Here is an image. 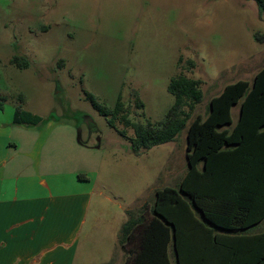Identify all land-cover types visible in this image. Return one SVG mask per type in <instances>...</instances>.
<instances>
[{"label": "rangeland", "instance_id": "1", "mask_svg": "<svg viewBox=\"0 0 264 264\" xmlns=\"http://www.w3.org/2000/svg\"><path fill=\"white\" fill-rule=\"evenodd\" d=\"M14 58L23 68L11 65ZM263 67L264 18L251 0H0L4 113L19 108L74 126L76 136L98 148L88 153L113 163L115 176H123L122 165L128 171L124 188L114 191L135 214L154 205L156 191L177 190L169 187L184 175L186 131L134 156L133 130L122 115L110 128V117L100 116L86 96L110 112L120 98L131 124L157 129L174 103L167 92L172 78L200 83L202 103L183 108L189 123L207 116L209 101L225 86L251 83ZM171 161L178 166L174 180L167 175ZM143 173L147 187L133 188L130 175ZM135 196L140 199L131 205Z\"/></svg>", "mask_w": 264, "mask_h": 264}, {"label": "crops", "instance_id": "2", "mask_svg": "<svg viewBox=\"0 0 264 264\" xmlns=\"http://www.w3.org/2000/svg\"><path fill=\"white\" fill-rule=\"evenodd\" d=\"M22 112L39 122L15 124V110L6 114L0 110V264H128L129 244L122 242L117 257L115 250L129 205L121 203L114 191L124 188L128 171L122 165L117 171L123 176H115L110 169L113 163L107 162V156L88 153L98 148L76 136L74 126ZM239 117L240 108L235 105L230 110L231 124L221 131L232 133ZM255 132L249 148L254 161L244 174L238 156L231 152L236 146L221 149V205L234 202L244 192L254 199L247 208L260 215L264 192L257 195L254 188H247L256 179L264 181V126ZM163 165L155 171H161ZM167 170L169 180H174L176 162L171 161ZM184 170L185 175L187 165ZM130 177L135 181L133 188L147 187L144 173ZM134 198L131 205L140 199ZM234 214L225 223L235 224ZM263 232L264 218L246 233ZM240 234L244 233L221 231L231 238Z\"/></svg>", "mask_w": 264, "mask_h": 264}, {"label": "trees", "instance_id": "3", "mask_svg": "<svg viewBox=\"0 0 264 264\" xmlns=\"http://www.w3.org/2000/svg\"><path fill=\"white\" fill-rule=\"evenodd\" d=\"M251 1L256 4L261 20L264 18V0ZM20 62V58H14L10 63L21 69L24 64ZM189 65L193 67L192 63ZM167 92L174 103L167 111L161 128L157 129L149 124L145 127L131 124L124 115L120 98L110 112L91 95L86 96L100 116L110 117L107 120L110 128L114 129L113 120L122 115L120 120L124 127L133 130V138L128 142L134 156L172 143L183 130L186 131L187 171L177 190L156 191L151 208L146 206L138 214L126 212L128 220L120 230L118 244L120 248L122 242L130 246L127 263L264 264V232L258 235L246 233L264 218V212L253 215L247 207L254 203V199L244 192L234 202L221 205V149L236 146L231 152L238 156L243 174L250 170L248 166L254 161L250 158L249 148L254 142L252 131L256 133L264 126V67L254 75L251 83L238 81L225 86L209 101L207 116L204 119L197 116L189 123L190 114L183 108L190 111L202 103L199 81L172 78ZM4 101L0 98V110ZM235 105H239L240 117L232 133L228 134L221 128L231 124L230 110ZM137 107H142V104H137ZM38 122L39 118L15 109V124L35 125ZM118 134L125 138L123 132ZM243 174L242 178H246ZM247 188H254L259 195L264 192V181L256 179L254 186ZM233 211L235 224L225 223ZM221 231L244 234L231 238L221 235Z\"/></svg>", "mask_w": 264, "mask_h": 264}]
</instances>
